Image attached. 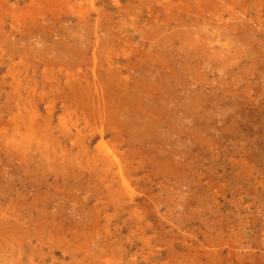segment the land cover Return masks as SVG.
Segmentation results:
<instances>
[{
  "label": "rangeland",
  "instance_id": "1",
  "mask_svg": "<svg viewBox=\"0 0 264 264\" xmlns=\"http://www.w3.org/2000/svg\"><path fill=\"white\" fill-rule=\"evenodd\" d=\"M0 264H264V0H0Z\"/></svg>",
  "mask_w": 264,
  "mask_h": 264
}]
</instances>
